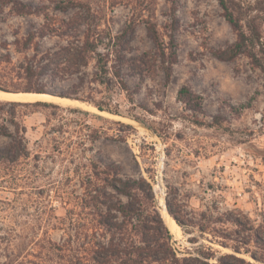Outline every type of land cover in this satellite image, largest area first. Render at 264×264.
<instances>
[{"label":"rangeland","instance_id":"obj_1","mask_svg":"<svg viewBox=\"0 0 264 264\" xmlns=\"http://www.w3.org/2000/svg\"><path fill=\"white\" fill-rule=\"evenodd\" d=\"M18 1L0 10V82L14 92L27 82L18 75L21 63L57 53V65L34 86L72 97L42 99L57 106L0 105L1 121L15 112L26 145L19 160L0 162V264H83L93 245L112 239L88 203L94 164L147 178L160 212L169 192L179 200L186 227H167L181 260L213 264L233 254L264 264L250 253L264 257V72L244 54L231 61L214 55L237 37L218 0ZM236 1L243 15H256L264 35V0ZM149 22L166 41L175 36L169 80ZM88 38L105 57L106 83L96 53L80 68L61 53ZM184 85L202 97L199 111L178 98ZM215 115L222 120L214 122ZM9 140L0 136L2 145ZM221 212L244 225L215 221ZM215 235L228 246L213 242ZM237 244L241 252L231 247Z\"/></svg>","mask_w":264,"mask_h":264},{"label":"trees","instance_id":"obj_2","mask_svg":"<svg viewBox=\"0 0 264 264\" xmlns=\"http://www.w3.org/2000/svg\"><path fill=\"white\" fill-rule=\"evenodd\" d=\"M18 0H0V10L9 4L16 5ZM223 9L226 20L230 23L236 32V40L223 49L215 50L214 55L222 60L231 61L241 54L246 55L251 63L259 67L264 72V35L259 27L257 17L243 15V7L236 0H218ZM68 3H60L59 7L67 8ZM17 7V6H16ZM19 13H31L32 10H22L16 8ZM175 13V7L173 8ZM244 17V18H243ZM245 20V24L242 23ZM148 30L151 39L156 47L157 53L163 64V69L169 80L172 74V66L176 62V42L173 33L168 35L166 41L161 35L155 22L148 23ZM127 32V30H126ZM34 34L30 33L27 38V44L32 41ZM90 45L89 38L86 42L76 48L64 47L63 55L70 56L73 65L77 68L87 66L89 64L91 53H96L97 66L102 70L103 74L99 77L102 83L107 82L105 74L107 73V62L102 53L96 52L95 48ZM50 53L42 54L39 59H30L26 63L19 65L18 75L26 79V83L22 87H18L14 92H38L48 93L44 88L34 86L43 74H46L52 66L57 65L55 55ZM119 74V72H117ZM126 87V86H125ZM0 89L10 91L2 82ZM62 97H72L67 93H60ZM178 98L182 100L187 108L193 111H199L202 106V97L191 91L184 85L178 92ZM95 105L104 110V105L94 102ZM32 105V106H57L48 101L22 102V101H1L0 105ZM222 120L221 115L214 116V122L218 123ZM13 126V129L10 127ZM24 127L16 118L15 112L9 113L6 118L0 120V136L9 137L10 140L5 144H0V162H15L25 153V135ZM95 177L88 178L85 183L88 203L90 206L99 209L97 213L100 225L107 227L113 231L112 239L104 244L101 242L92 246L89 259L83 264H153L154 262H163L167 264H188L190 257H183L182 260L177 256L176 251L172 247L171 234L167 224L159 210L158 202L154 192L153 184L145 177H124L121 174L120 166L116 164L105 165L100 168L94 164ZM176 197L169 192L166 197L167 209L171 217L183 229L186 222L182 217L181 210L177 208ZM101 207L106 208V212ZM231 212H221V216L217 220L222 223H233L237 226H243V220L239 216L230 215ZM165 222V223H164ZM198 229L203 235L208 232L205 224H198ZM253 229V228H252ZM127 235V236H126ZM254 237H260L256 230ZM225 237L223 235H215L211 240L218 242L227 247L228 244L216 237ZM127 237V238H125ZM126 239V243H125ZM125 243L124 247H121ZM235 251L241 252L240 245L231 246ZM253 257L264 262V257L255 252H250ZM207 256L208 258L211 257ZM233 257L245 264H252L239 258L233 254H224L218 257V262L213 264H233L228 262V258ZM198 259V258H197ZM117 261H120L117 263ZM208 264L207 262H204Z\"/></svg>","mask_w":264,"mask_h":264},{"label":"bare ground","instance_id":"obj_3","mask_svg":"<svg viewBox=\"0 0 264 264\" xmlns=\"http://www.w3.org/2000/svg\"><path fill=\"white\" fill-rule=\"evenodd\" d=\"M39 99H52V100H60V101H68L67 98H59L54 97L47 93H32V92H6L0 90V100H19V101H34ZM161 205V212L162 216L166 222V224L169 226V228L172 231H176L179 228V225L176 223V221L170 216V214L167 211L166 205L163 201L160 202Z\"/></svg>","mask_w":264,"mask_h":264},{"label":"water","instance_id":"obj_4","mask_svg":"<svg viewBox=\"0 0 264 264\" xmlns=\"http://www.w3.org/2000/svg\"><path fill=\"white\" fill-rule=\"evenodd\" d=\"M0 90H2V89H0ZM2 91H5V90H2ZM6 92H9V91H6ZM16 93V92H15ZM59 97H62V96H59ZM7 101H19V100H7ZM36 101H43V100H36ZM24 102H31V101H24ZM32 102H35V101H32ZM165 205H166V203H165ZM166 208H167V205H166ZM167 211H168V209H167ZM168 213H169V211H168ZM170 214V213H169ZM171 216V215H170Z\"/></svg>","mask_w":264,"mask_h":264}]
</instances>
